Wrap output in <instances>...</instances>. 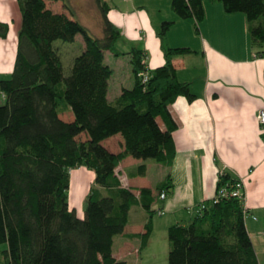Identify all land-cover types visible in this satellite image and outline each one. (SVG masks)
Wrapping results in <instances>:
<instances>
[{
	"label": "trees",
	"instance_id": "trees-1",
	"mask_svg": "<svg viewBox=\"0 0 264 264\" xmlns=\"http://www.w3.org/2000/svg\"><path fill=\"white\" fill-rule=\"evenodd\" d=\"M97 1L104 20L102 38L73 15L50 7L64 2L72 12L67 0H18L22 22L14 71L1 81L0 244L8 250L0 264H127L114 257V240L124 233L137 205L151 214L142 248L153 234V191L141 189L137 196L123 187L116 170L128 157L169 166L174 162L173 134L179 126L170 107L179 97L193 102L196 96L190 84L179 81L173 58L193 51L164 44L166 63L152 71L143 53L133 50L134 88L124 90L116 105L110 103L114 70L105 63V53L122 55L115 52L121 31L110 22L103 0ZM218 1L227 14L246 15L253 39L264 43V21L255 25L264 17V0ZM172 7L180 19H195L199 32L206 17L204 0H173ZM173 25L163 24V43ZM9 33V23L0 21V38ZM80 35L85 48L66 76L54 44L74 43ZM143 71L150 72L147 83L139 78ZM66 109L72 110L73 122L60 117ZM119 134L126 147L114 154L103 142ZM82 167L96 179L80 217L71 208L70 193L72 171ZM234 181L222 174L218 193ZM172 188L169 177L158 192ZM205 205L192 223L169 229V264H260L241 202L231 198Z\"/></svg>",
	"mask_w": 264,
	"mask_h": 264
},
{
	"label": "crops",
	"instance_id": "crops-1",
	"mask_svg": "<svg viewBox=\"0 0 264 264\" xmlns=\"http://www.w3.org/2000/svg\"><path fill=\"white\" fill-rule=\"evenodd\" d=\"M172 1L112 0L107 6L110 22L122 34L115 46V52L122 55L105 53V63L114 70L109 102L116 105L124 90L134 88L132 51L140 50L146 66L153 71L166 63L164 44L168 48L193 51L175 56L173 63L179 81L190 84L196 96L193 102L179 97L170 107L179 126L173 134L177 154L170 166L128 157L117 168L116 175L123 187L137 196L141 189L152 190L155 196L152 212L165 214L153 217V234L147 247L142 248L141 235L146 232L151 214L142 205L134 206L124 233L114 240V257L127 264H169V229L192 223L199 207L218 195L220 176L228 174L233 180L245 181L246 225L259 263L264 264V125L258 120L264 109V43L253 39V24L246 15L227 14L218 0H204L206 17L199 25V32L195 19L182 20L177 16ZM55 11L72 16L65 4ZM165 22L174 25L163 43L160 30ZM260 23L259 20L255 25ZM78 37L76 41L82 42ZM4 50L0 51V62ZM4 63L0 64V71L5 68V73L12 75L14 65L8 68ZM60 117L67 122L75 120L71 109H66ZM158 122L163 130L167 129L162 118ZM103 145L110 152L120 154L125 151L126 142L119 134L105 140ZM142 166L146 169L141 170ZM75 172H79L84 185L89 182L87 193L79 203L82 205L96 175L85 167L72 171L71 196ZM169 177L173 188L161 200L158 188ZM70 203L83 217L84 210L73 206L72 198Z\"/></svg>",
	"mask_w": 264,
	"mask_h": 264
},
{
	"label": "rangeland",
	"instance_id": "rangeland-1",
	"mask_svg": "<svg viewBox=\"0 0 264 264\" xmlns=\"http://www.w3.org/2000/svg\"><path fill=\"white\" fill-rule=\"evenodd\" d=\"M111 2L112 0H103L104 5L106 6H108ZM67 3H69L72 10V12L70 11V13L76 19L82 22V24L90 30V33L93 36L98 38L104 37V20L97 0H67ZM62 4H64V2H56V3L52 2L50 5L53 10H59L61 9ZM0 15L3 16L0 17V20L10 23V33L8 38L7 39L0 38V48L1 50H3V48L5 49L4 50L5 56L4 59L1 60L0 64L5 62L4 64L6 65V67L10 68L12 64L15 66V60L17 54L16 52L18 45V33L22 22V16H21L18 0H0ZM260 21L263 22L264 17H262ZM161 32H162V28L160 30V33ZM78 38L82 42L76 41L74 43H69L64 41H57L54 44V48L57 50L59 56L61 57L66 76L70 74L75 59L83 53L84 40L81 35ZM1 70L2 71H0V106L5 104V101L1 93V81L11 77V74L7 75L5 73L6 71L5 68ZM61 87L64 88L65 85L61 84ZM85 199L82 202V205H79V203L77 204V206H79L81 210H84ZM157 214H159V212L154 215V218H158ZM7 250H8L7 244H0V259H4V253Z\"/></svg>",
	"mask_w": 264,
	"mask_h": 264
},
{
	"label": "built area",
	"instance_id": "built-area-1",
	"mask_svg": "<svg viewBox=\"0 0 264 264\" xmlns=\"http://www.w3.org/2000/svg\"><path fill=\"white\" fill-rule=\"evenodd\" d=\"M139 78L143 81V83H147L150 79V72L149 71H143L139 74ZM258 120L261 125H264V109L260 111L258 115ZM161 200H165L167 198V192H162L160 195ZM238 199L243 207L245 217L248 216V208L246 207V194H245V181L243 179H237L235 180L232 185L229 187L223 188L218 195L213 199V203L217 204L222 199ZM206 205L205 203L202 204L199 209L198 213H202L205 209ZM161 215H164V211H160Z\"/></svg>",
	"mask_w": 264,
	"mask_h": 264
},
{
	"label": "bare ground",
	"instance_id": "bare-ground-1",
	"mask_svg": "<svg viewBox=\"0 0 264 264\" xmlns=\"http://www.w3.org/2000/svg\"><path fill=\"white\" fill-rule=\"evenodd\" d=\"M0 17H3L0 15ZM79 172L73 173V179H72V205L77 206L78 203L81 202L82 198L87 193V186L89 184L84 185L83 182L78 177ZM82 217V216H81Z\"/></svg>",
	"mask_w": 264,
	"mask_h": 264
}]
</instances>
